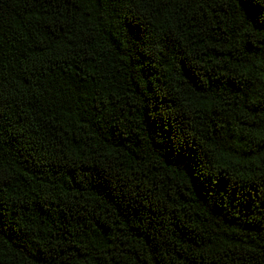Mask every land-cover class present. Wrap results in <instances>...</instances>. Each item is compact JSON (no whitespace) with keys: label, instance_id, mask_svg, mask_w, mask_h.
I'll return each instance as SVG.
<instances>
[{"label":"trees","instance_id":"obj_1","mask_svg":"<svg viewBox=\"0 0 264 264\" xmlns=\"http://www.w3.org/2000/svg\"><path fill=\"white\" fill-rule=\"evenodd\" d=\"M0 264H264V0H0Z\"/></svg>","mask_w":264,"mask_h":264}]
</instances>
